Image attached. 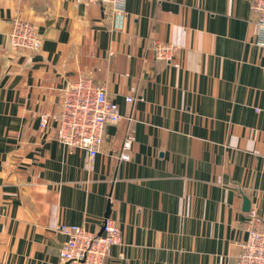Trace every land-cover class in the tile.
I'll return each instance as SVG.
<instances>
[{
  "label": "crops",
  "instance_id": "crops-1",
  "mask_svg": "<svg viewBox=\"0 0 264 264\" xmlns=\"http://www.w3.org/2000/svg\"><path fill=\"white\" fill-rule=\"evenodd\" d=\"M125 3L115 29L109 6L0 0V264H60L59 227L100 233L108 204L122 242L104 264H237L249 212L264 221V47L250 0ZM15 19L36 26L38 50L10 46ZM156 42L176 47L172 61ZM81 77L121 113L93 158L60 143L55 121L40 125Z\"/></svg>",
  "mask_w": 264,
  "mask_h": 264
},
{
  "label": "built area",
  "instance_id": "built-area-1",
  "mask_svg": "<svg viewBox=\"0 0 264 264\" xmlns=\"http://www.w3.org/2000/svg\"><path fill=\"white\" fill-rule=\"evenodd\" d=\"M87 5L109 6L113 9V27L123 29L126 18V0H75ZM251 11L259 30L257 44L264 47V0H250ZM9 34L11 47L38 50L41 37L34 24L15 19ZM154 52L157 59L172 61L176 47L156 42ZM134 100L133 96L127 98ZM121 118L118 104L108 99L106 89L90 77H81L68 85L63 91L60 111L55 115H42L40 125L46 128L51 121L57 124L56 137L69 149H85L90 158L99 151L109 123ZM133 139L130 136L123 145L120 159H131ZM102 233H94L79 225L62 224L59 232L66 240L60 251V264H104L111 255L112 248L122 242L118 223L108 218L102 222ZM237 264H264V221L256 210L249 212L248 236L241 244Z\"/></svg>",
  "mask_w": 264,
  "mask_h": 264
},
{
  "label": "water",
  "instance_id": "water-1",
  "mask_svg": "<svg viewBox=\"0 0 264 264\" xmlns=\"http://www.w3.org/2000/svg\"><path fill=\"white\" fill-rule=\"evenodd\" d=\"M244 205H245L246 210H249L250 207H251L250 201H249L247 198H244ZM110 213H111V205L108 204L107 212H106V215H105V220L108 219V218L110 217ZM102 231H103V227H102L100 233H102ZM65 264H70V263L67 262V263H65Z\"/></svg>",
  "mask_w": 264,
  "mask_h": 264
},
{
  "label": "rangeland",
  "instance_id": "rangeland-1",
  "mask_svg": "<svg viewBox=\"0 0 264 264\" xmlns=\"http://www.w3.org/2000/svg\"><path fill=\"white\" fill-rule=\"evenodd\" d=\"M100 234V233H99Z\"/></svg>",
  "mask_w": 264,
  "mask_h": 264
}]
</instances>
